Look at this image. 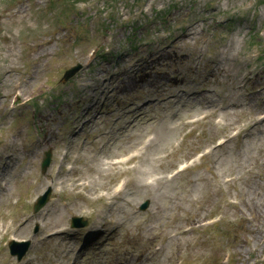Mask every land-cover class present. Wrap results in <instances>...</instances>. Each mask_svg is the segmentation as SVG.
<instances>
[{
	"label": "rangeland",
	"instance_id": "rangeland-1",
	"mask_svg": "<svg viewBox=\"0 0 264 264\" xmlns=\"http://www.w3.org/2000/svg\"><path fill=\"white\" fill-rule=\"evenodd\" d=\"M263 220L264 0H0V264H264Z\"/></svg>",
	"mask_w": 264,
	"mask_h": 264
},
{
	"label": "water",
	"instance_id": "water-1",
	"mask_svg": "<svg viewBox=\"0 0 264 264\" xmlns=\"http://www.w3.org/2000/svg\"><path fill=\"white\" fill-rule=\"evenodd\" d=\"M81 67L80 64H77L76 66L66 70L63 78H62V81H66L69 77H71L79 68ZM49 161H50V156L49 154L47 155L46 159L44 160L43 162V169H45L48 164H49ZM49 192H47L45 194V196H43V198L41 200H39L38 204L35 206V209H37L39 206H41L42 204H44V202L46 201L47 199V195H48ZM24 250L25 248L20 252V254L24 253ZM21 255H19L18 257L20 258Z\"/></svg>",
	"mask_w": 264,
	"mask_h": 264
},
{
	"label": "bare ground",
	"instance_id": "bare-ground-1",
	"mask_svg": "<svg viewBox=\"0 0 264 264\" xmlns=\"http://www.w3.org/2000/svg\"><path fill=\"white\" fill-rule=\"evenodd\" d=\"M107 162H109V161H107ZM107 162H105V163H107ZM254 212H258V211H254ZM258 214V213H257ZM253 220V217H251L250 218V222ZM263 224H264V220H263ZM263 224L262 223H258V226H263ZM251 229H250V231H252V232H254V233H259L258 231H256V228H260V227H257V225H254V226H252V227H250ZM182 233L184 232V231H181ZM258 237L259 238H257V239H255V242H254V244H260L261 246H260V248L258 249V252L260 253L261 252V250H262V248L264 247V241H263V238H262V236H260V235H258ZM244 261H245V263L246 264H251L250 263V261H249V258L248 259H244Z\"/></svg>",
	"mask_w": 264,
	"mask_h": 264
}]
</instances>
